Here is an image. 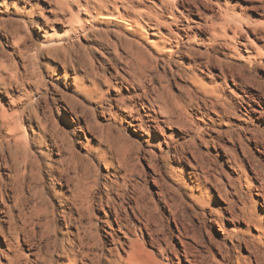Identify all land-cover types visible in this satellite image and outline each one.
I'll return each mask as SVG.
<instances>
[{
  "label": "bare ground",
  "instance_id": "bare-ground-1",
  "mask_svg": "<svg viewBox=\"0 0 264 264\" xmlns=\"http://www.w3.org/2000/svg\"><path fill=\"white\" fill-rule=\"evenodd\" d=\"M0 264H264V0H0Z\"/></svg>",
  "mask_w": 264,
  "mask_h": 264
},
{
  "label": "rangeland",
  "instance_id": "rangeland-1",
  "mask_svg": "<svg viewBox=\"0 0 264 264\" xmlns=\"http://www.w3.org/2000/svg\"><path fill=\"white\" fill-rule=\"evenodd\" d=\"M87 1V5L90 7V8H93V7H95V8H99V7H101V6H107V7H115L116 6V4H119L120 3V1L121 0H86ZM102 1H104V2H102ZM111 2V3H110ZM43 102V101H42ZM49 103H50V106L53 108V110L54 111H56L55 110V105H54V103L52 102V99L50 98L49 99ZM53 103V104H52ZM36 104V101H33L32 102V106H34ZM204 150H206V149H204ZM210 151H214V149H212V148H210ZM138 162L140 163L141 162V164L140 165H142V168H143V170H145V172H148L149 171V169L146 167V164H145V161L142 159V158H138ZM143 163V164H142ZM218 164V165H217ZM219 164H222L221 166H223V168H225L226 169V165L224 164V162L222 161V159L221 158H218V159H216V165L218 166V167H220V165ZM103 171V169L102 170H100V172H102ZM147 190H149L150 192H151V195H153L152 193H153V189H154V187L152 186V185H148L147 184ZM153 188V189H152ZM193 221H194V225H195V227H196V229L198 230V231H200L201 232V230H202V228H203V226L200 224V223H198L197 221H196V219H193ZM171 226H172V224H170ZM206 226H208V223L207 224H205ZM96 226H97V229L98 230H100L102 227H101V225H100V223H96ZM202 226V227H201Z\"/></svg>",
  "mask_w": 264,
  "mask_h": 264
}]
</instances>
